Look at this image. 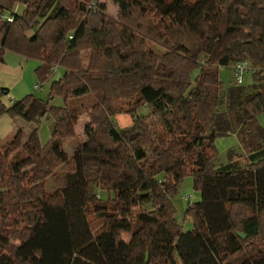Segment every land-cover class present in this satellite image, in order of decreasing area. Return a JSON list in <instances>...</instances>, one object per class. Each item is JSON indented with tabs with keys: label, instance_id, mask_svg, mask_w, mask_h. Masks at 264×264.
<instances>
[{
	"label": "trees",
	"instance_id": "16d2710c",
	"mask_svg": "<svg viewBox=\"0 0 264 264\" xmlns=\"http://www.w3.org/2000/svg\"><path fill=\"white\" fill-rule=\"evenodd\" d=\"M111 2L117 18L97 0H0V64L15 51L40 63L36 90L51 80L48 101L7 106L0 87V116L34 125L0 142V264H264V0ZM237 60L254 81L222 91ZM85 114L98 124L69 156ZM121 114L133 123L119 129ZM226 135L242 157L216 165ZM189 176L200 200L186 230L172 202Z\"/></svg>",
	"mask_w": 264,
	"mask_h": 264
},
{
	"label": "rangeland",
	"instance_id": "374dc122",
	"mask_svg": "<svg viewBox=\"0 0 264 264\" xmlns=\"http://www.w3.org/2000/svg\"><path fill=\"white\" fill-rule=\"evenodd\" d=\"M99 3H105L107 5V13L110 17L117 18V13H118V5L114 4L111 2V0H97ZM22 7L18 6L17 4L14 5V12L21 13L22 12ZM9 13V12H8ZM10 14V13H9ZM29 62H31L28 66V73L25 78V81L23 83V89H20L19 92L21 93L20 98L22 95H29V93H33L36 97L39 98H44L45 100L48 101V93L51 88L50 81L48 83H43L42 89L36 90L35 89V83H36V75L34 73V68L37 65H40V63L37 60H34L32 58H28ZM232 66H223L220 71H219V78L222 81V91L226 90L227 88L233 86L234 80L231 74ZM64 73V71L61 68H58L56 73L53 75V80L57 78L58 76H61ZM246 80L245 83H243L244 87H249V85L254 81V78L251 74V72L246 74ZM22 91V92H21ZM24 96V97H25ZM19 99V98H17ZM63 99H61L59 96H55V99L49 103L51 106H62L63 105ZM144 109L140 110L138 114L143 113ZM146 113V112H145ZM114 121L118 125V128L121 129L122 127H127L130 126L133 123V120L131 117L126 116L125 114H121L120 116H116L114 118ZM78 127L76 128L77 132V140H70L68 142L64 143V149L68 152V155L71 156L73 154L74 149H72V145L76 144L77 142H81L86 138L85 135V127L89 126L88 128L93 129L96 128L98 122H92L88 119V117L85 115H82V117L78 121ZM257 123L261 126L262 131L264 132V113L258 117ZM24 127L22 128V132L27 136L29 133V130L32 129L34 126L32 123H26L23 121L22 123ZM39 129H38V136L40 137V143L44 145V143L48 142L50 140V130L52 129V124L50 118L47 116H43V118L40 120L39 123ZM214 143H216V150L218 154V159L215 161L216 165H221L224 164L228 161L229 155H228V150L232 151L235 155L236 158H241L242 157V152H243V146L241 143L238 141L237 137L235 135H226V137H221V138H216ZM61 168L58 170L60 171ZM58 176L53 178V179H48L45 181L44 184V189L49 190L50 192H53L56 187L59 186L61 181L63 180V175L61 172H57ZM182 184L179 186V189H177V193L173 198V205L175 207V210H177V216L176 219L178 222H181V224L185 227V229L189 230L191 226H189L188 222L184 221V215L186 212V207L188 205L189 200H185L186 197H190L189 195L192 194L194 198L191 200V202H197L200 200L199 193L194 190V185L192 183V177H186L182 180ZM39 195L41 194V189L40 187L36 184L33 185L32 187H29V189H26V191H23L20 193L21 196H26V197H33V195ZM91 223H93V226L98 227L100 226V220L97 217L91 216L90 217Z\"/></svg>",
	"mask_w": 264,
	"mask_h": 264
},
{
	"label": "crops",
	"instance_id": "0c3cea01",
	"mask_svg": "<svg viewBox=\"0 0 264 264\" xmlns=\"http://www.w3.org/2000/svg\"><path fill=\"white\" fill-rule=\"evenodd\" d=\"M3 61L4 62L0 64V87H4L8 89V91L3 96L2 100L5 105L10 106L17 100V98H20V96H18L21 94L19 90L23 89L22 85L27 76L28 66L31 62L15 51L4 52ZM36 67L34 68V71ZM34 86L36 89L37 84L35 83ZM24 96L25 95H22L21 98ZM22 123L23 121L20 118L11 119L8 114L1 115L0 142L4 141L7 137H11L16 131L22 129L24 127Z\"/></svg>",
	"mask_w": 264,
	"mask_h": 264
},
{
	"label": "built area",
	"instance_id": "2783aa9c",
	"mask_svg": "<svg viewBox=\"0 0 264 264\" xmlns=\"http://www.w3.org/2000/svg\"><path fill=\"white\" fill-rule=\"evenodd\" d=\"M2 18H5L6 21L11 22L12 19L10 16H7L5 14L1 15ZM58 69L57 65L52 66L51 72L54 74L56 73ZM251 69L250 63H247L246 61H240L237 60L235 63H233L231 74L234 80V85H243L246 80V74L249 73V70ZM37 88V86H36ZM190 197H186L185 200H188L189 198H194L192 194L189 195Z\"/></svg>",
	"mask_w": 264,
	"mask_h": 264
},
{
	"label": "water",
	"instance_id": "95a60500",
	"mask_svg": "<svg viewBox=\"0 0 264 264\" xmlns=\"http://www.w3.org/2000/svg\"><path fill=\"white\" fill-rule=\"evenodd\" d=\"M239 234V236H241L242 238H245L246 237V235L243 233H238Z\"/></svg>",
	"mask_w": 264,
	"mask_h": 264
}]
</instances>
